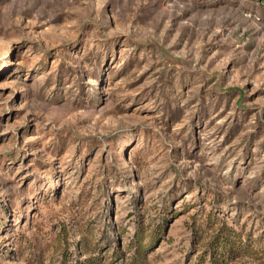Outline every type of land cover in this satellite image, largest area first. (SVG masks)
Returning a JSON list of instances; mask_svg holds the SVG:
<instances>
[{"label": "rangeland", "instance_id": "obj_1", "mask_svg": "<svg viewBox=\"0 0 264 264\" xmlns=\"http://www.w3.org/2000/svg\"><path fill=\"white\" fill-rule=\"evenodd\" d=\"M214 229L264 264V0H0V264L136 233L192 264Z\"/></svg>", "mask_w": 264, "mask_h": 264}, {"label": "trees", "instance_id": "obj_2", "mask_svg": "<svg viewBox=\"0 0 264 264\" xmlns=\"http://www.w3.org/2000/svg\"><path fill=\"white\" fill-rule=\"evenodd\" d=\"M195 230L194 232L197 234ZM242 245L241 235L235 229H214L204 254L200 255L199 260L192 264H205L206 261L209 264H226ZM129 247L134 250L129 257L121 260V264H148V247L143 243V238L139 233L135 234ZM118 256L120 255H117L116 251L111 255L108 263L98 261V264H115ZM89 264H97V262L93 259ZM186 264H190L189 261H186Z\"/></svg>", "mask_w": 264, "mask_h": 264}]
</instances>
